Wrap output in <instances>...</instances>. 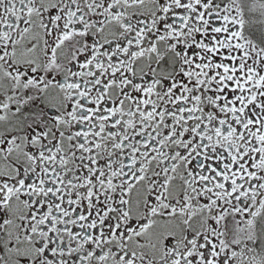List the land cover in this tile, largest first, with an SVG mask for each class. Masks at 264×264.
I'll return each mask as SVG.
<instances>
[{"label":"snow or ice","instance_id":"obj_1","mask_svg":"<svg viewBox=\"0 0 264 264\" xmlns=\"http://www.w3.org/2000/svg\"><path fill=\"white\" fill-rule=\"evenodd\" d=\"M0 264H264V0H0Z\"/></svg>","mask_w":264,"mask_h":264}]
</instances>
